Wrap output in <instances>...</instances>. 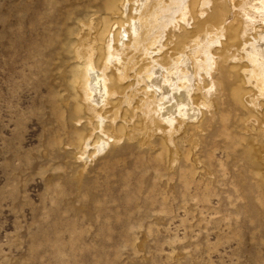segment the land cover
Returning <instances> with one entry per match:
<instances>
[{
    "label": "rangeland",
    "instance_id": "374dc122",
    "mask_svg": "<svg viewBox=\"0 0 264 264\" xmlns=\"http://www.w3.org/2000/svg\"><path fill=\"white\" fill-rule=\"evenodd\" d=\"M107 1L0 0V264H264V117L225 74L189 158V125L173 164L158 134L78 158L71 51Z\"/></svg>",
    "mask_w": 264,
    "mask_h": 264
},
{
    "label": "bare ground",
    "instance_id": "6f19581e",
    "mask_svg": "<svg viewBox=\"0 0 264 264\" xmlns=\"http://www.w3.org/2000/svg\"><path fill=\"white\" fill-rule=\"evenodd\" d=\"M105 6L107 16L81 21L71 51L70 118L84 165L122 139L152 146L156 134L173 164L174 136L187 125L189 158L195 132L205 129L204 113L213 119L218 108L216 72L228 77V94L253 120L264 117V0H110Z\"/></svg>",
    "mask_w": 264,
    "mask_h": 264
}]
</instances>
